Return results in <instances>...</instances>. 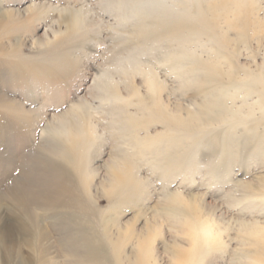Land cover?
Wrapping results in <instances>:
<instances>
[{"label":"rangeland","instance_id":"1","mask_svg":"<svg viewBox=\"0 0 264 264\" xmlns=\"http://www.w3.org/2000/svg\"><path fill=\"white\" fill-rule=\"evenodd\" d=\"M43 176L0 264H264V0H0V226Z\"/></svg>","mask_w":264,"mask_h":264},{"label":"bare ground","instance_id":"2","mask_svg":"<svg viewBox=\"0 0 264 264\" xmlns=\"http://www.w3.org/2000/svg\"><path fill=\"white\" fill-rule=\"evenodd\" d=\"M175 123L180 126L182 125L183 127L189 124L187 120L181 119V118L180 119L176 118ZM62 147L63 149H62V152L60 153L62 155L61 157H64L66 162L69 161L70 164L76 163L78 161L74 153L76 146L74 144H71L70 146L71 148H68L65 146H62ZM52 161H54L53 165L55 168V173L57 175L58 174L60 175L63 173V171L64 172L66 171L65 170L66 168L62 166L60 162H58L55 159ZM27 176H29V172ZM22 181L24 180L22 179ZM62 186L63 184L59 186L57 181L56 182L48 181L46 176L37 178L36 180L26 181L19 185H16V184L11 185L8 189V196L11 197L12 202L10 205L11 206L10 210L13 211L12 214L14 216L15 223L12 228L10 227L7 228L5 225H1L0 226V238L3 239L4 237L10 236L12 233V230H14L16 232H19L22 235L23 234H27V235L34 234L39 239H47L49 237V231H47L46 227H44L43 216L41 215V211L48 212L50 209L54 208V206H58V207L60 206L57 201H53L52 198L49 199L47 197V194L50 193L51 191L53 193H57V191L55 190H58L59 192H61L62 190L60 188ZM44 197H46L47 199H43ZM68 205L69 204H67V206ZM67 206L62 205L60 207L67 208V209H64V211L67 212L68 209H70ZM97 247H100L101 250L103 251L102 249L103 247L101 245H97ZM89 248H92V245L89 244V242H87V247H86L87 252L89 251ZM72 249H73L72 251H75L74 248ZM2 251L3 253L1 254V257L3 258L2 260L4 261V263L7 264L8 262V263L13 264L12 259L14 258L15 255L17 256L18 253H15L10 247L7 248L6 246L3 248ZM102 251H99V252L95 251V252H98V255H95V257L103 258L102 264H110V262L109 263L107 262V259H108L107 256L104 257V253H102ZM114 260L115 262L120 263L118 259L114 258ZM19 263L26 264L25 260L23 261L22 259H19V261L16 262V264H19Z\"/></svg>","mask_w":264,"mask_h":264}]
</instances>
